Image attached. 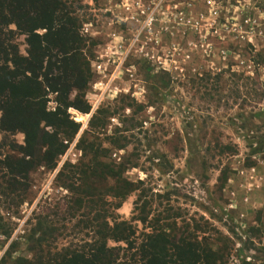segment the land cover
<instances>
[{"label": "rangeland", "instance_id": "obj_1", "mask_svg": "<svg viewBox=\"0 0 264 264\" xmlns=\"http://www.w3.org/2000/svg\"><path fill=\"white\" fill-rule=\"evenodd\" d=\"M68 1L95 43L91 110H69L81 129L54 169L39 167L13 191L0 189V264L32 260L40 225L47 254L94 240L82 225L87 209L72 204L77 177L68 182L60 173L84 161L78 142L99 110L109 112L98 133L110 150L105 161L137 165L123 178L138 186L119 210L100 192L119 220L132 222L145 204L147 225L132 222L138 242L160 219L230 254L229 264H264V0ZM25 40L17 38L23 55ZM227 70L237 74L199 81ZM24 145V134L0 129L1 160L23 158Z\"/></svg>", "mask_w": 264, "mask_h": 264}, {"label": "trees", "instance_id": "obj_2", "mask_svg": "<svg viewBox=\"0 0 264 264\" xmlns=\"http://www.w3.org/2000/svg\"><path fill=\"white\" fill-rule=\"evenodd\" d=\"M81 29V20L68 0H0V129L25 136L20 148L23 158L0 159V189L6 184V190L13 191L23 184L18 179L28 180L39 167L54 169L81 129L69 110L90 113L86 91L93 73L88 49L95 43H89ZM19 36H25L26 55L21 54ZM254 64L258 67V62ZM228 73L237 74L232 70L211 72L199 81L206 83L213 74ZM51 96L55 97V110L49 108ZM107 113L99 110L92 116L78 142L84 161L66 166L60 173L61 178L68 174V182L77 177L70 193L72 204L79 212L87 209L82 225L93 232L94 240L78 249L47 254L44 226L40 225L37 231L42 237H34L37 231L32 235V260L19 258L15 264H229L230 254L211 249L209 242L203 244L191 232L181 234L177 224L163 226L160 219L145 227L143 240L138 242L132 222L147 225L144 203L132 222L109 214L106 193L118 201L114 209L119 210L138 186L123 178L137 165L127 167L126 160L119 165L105 161L110 150L102 146L98 133L106 128L102 116ZM108 142L117 150L125 148L112 138ZM110 180L113 186L103 189L101 184ZM110 242L126 248L112 247Z\"/></svg>", "mask_w": 264, "mask_h": 264}, {"label": "bare ground", "instance_id": "obj_3", "mask_svg": "<svg viewBox=\"0 0 264 264\" xmlns=\"http://www.w3.org/2000/svg\"><path fill=\"white\" fill-rule=\"evenodd\" d=\"M80 119V118H79Z\"/></svg>", "mask_w": 264, "mask_h": 264}]
</instances>
